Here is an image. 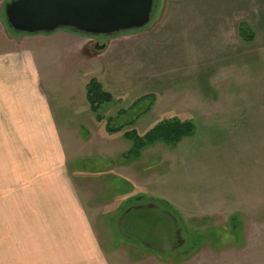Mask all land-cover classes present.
Segmentation results:
<instances>
[{
  "label": "rangeland",
  "instance_id": "374dc122",
  "mask_svg": "<svg viewBox=\"0 0 264 264\" xmlns=\"http://www.w3.org/2000/svg\"><path fill=\"white\" fill-rule=\"evenodd\" d=\"M8 1L0 41L15 39ZM22 41L111 264H264V0H157L140 31ZM91 79L114 99L101 122L86 100ZM168 121L193 135L128 157L127 132Z\"/></svg>",
  "mask_w": 264,
  "mask_h": 264
},
{
  "label": "crops",
  "instance_id": "0c3cea01",
  "mask_svg": "<svg viewBox=\"0 0 264 264\" xmlns=\"http://www.w3.org/2000/svg\"><path fill=\"white\" fill-rule=\"evenodd\" d=\"M10 35L0 41V264H111L22 41L38 36Z\"/></svg>",
  "mask_w": 264,
  "mask_h": 264
},
{
  "label": "water",
  "instance_id": "95a60500",
  "mask_svg": "<svg viewBox=\"0 0 264 264\" xmlns=\"http://www.w3.org/2000/svg\"><path fill=\"white\" fill-rule=\"evenodd\" d=\"M157 0H9L4 22L14 35L51 36L68 32L111 39L147 27ZM96 43L93 50L103 51Z\"/></svg>",
  "mask_w": 264,
  "mask_h": 264
},
{
  "label": "trees",
  "instance_id": "16d2710c",
  "mask_svg": "<svg viewBox=\"0 0 264 264\" xmlns=\"http://www.w3.org/2000/svg\"><path fill=\"white\" fill-rule=\"evenodd\" d=\"M248 25L242 23L239 25L240 36L243 40L248 41L253 39V34L249 32ZM86 100L90 106V111L96 115L98 122L104 120L100 110L104 104L113 102V97L110 93L104 91L101 83L96 79H91L86 86ZM137 104V103H136ZM111 122V119H107ZM118 130H109L108 132H119ZM194 126L190 123H182L180 121H168L161 123L149 130L143 137H140L136 132L130 131L126 133L128 139L133 141V149L129 151L128 157L136 158L140 152L156 143H163L168 146H176L182 139L193 135ZM203 240L202 237H197L192 242L193 246Z\"/></svg>",
  "mask_w": 264,
  "mask_h": 264
},
{
  "label": "flooded vegetation",
  "instance_id": "af4514ba",
  "mask_svg": "<svg viewBox=\"0 0 264 264\" xmlns=\"http://www.w3.org/2000/svg\"><path fill=\"white\" fill-rule=\"evenodd\" d=\"M94 46V45H93Z\"/></svg>",
  "mask_w": 264,
  "mask_h": 264
}]
</instances>
